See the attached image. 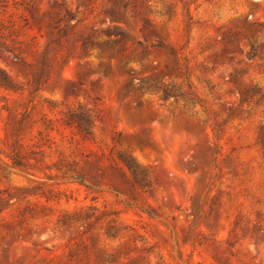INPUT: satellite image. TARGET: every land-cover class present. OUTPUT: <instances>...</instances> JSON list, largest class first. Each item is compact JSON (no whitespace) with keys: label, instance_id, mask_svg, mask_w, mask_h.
<instances>
[{"label":"rangeland","instance_id":"374dc122","mask_svg":"<svg viewBox=\"0 0 264 264\" xmlns=\"http://www.w3.org/2000/svg\"><path fill=\"white\" fill-rule=\"evenodd\" d=\"M247 18L264 0H0V264H264V54L231 33ZM6 48L60 80L33 90ZM154 77L197 99L138 90Z\"/></svg>","mask_w":264,"mask_h":264},{"label":"trees","instance_id":"16d2710c","mask_svg":"<svg viewBox=\"0 0 264 264\" xmlns=\"http://www.w3.org/2000/svg\"><path fill=\"white\" fill-rule=\"evenodd\" d=\"M111 17L113 16L111 15ZM70 21H72V15L68 11H65V15L63 16V18L60 17L56 18L52 27V31L54 34L52 43H54L56 38L67 36L66 28L69 26ZM231 33H232V38L236 41V43L240 48H241V42L244 41L243 42L244 45L249 47L251 53L256 55L264 54V22L250 20L249 18H247L243 22H241L236 27V29ZM223 42L229 44L230 46H234V42H231L229 38H227L226 36L223 38ZM18 43L21 44L20 42ZM6 44L7 42L4 41V38L0 37V46H6ZM86 47L87 44H84V48ZM4 51L11 53L14 56L15 60H17L23 65L24 72L28 76L29 83L33 88V90L35 91L39 90L44 86H47L51 83H56L58 80H60V77L58 76V72H56V70H49L48 72H46L43 68H39V70L37 71L35 63L29 62L25 58L26 53L24 50L12 51L9 48H6ZM52 62H57L56 58ZM50 68L53 69L51 66ZM138 84H139L138 86L139 91L147 90V91L160 93L163 99L172 98L175 101H179L180 99L185 100L187 98L197 99L195 94L192 92V86L190 84L187 85L188 87L187 92H181L178 91L176 87H170L164 85L163 82L159 79V77L144 78L138 81ZM11 85L12 84L9 82L8 78L0 74V86L4 87ZM261 99H264V96H262ZM198 102L200 101L198 100ZM68 125L70 127H75L80 134H83V136L89 135V131H88L89 121L88 119H85L82 116L70 115L68 118ZM13 134H15V130ZM114 141L117 140L114 138ZM121 159L124 161L126 169L132 175V179L127 181V184L131 188L139 189L143 192H148V189L150 188V182L148 180L147 173L139 170L137 166H135L132 160H130L129 158L121 156ZM10 161L14 168L26 169L28 166V163L25 161V158L22 156L20 151H17V148H14V150L12 151ZM41 163L42 160L36 156V164H41ZM77 179L80 181L81 184H83L85 181L82 175H78ZM113 191L116 192L117 194H120V191L117 188H113ZM149 215L151 216L150 213ZM86 218L95 219L97 221L102 219V217L95 216V214H87ZM108 234L110 236H115L116 232L114 231L113 228H109Z\"/></svg>","mask_w":264,"mask_h":264}]
</instances>
